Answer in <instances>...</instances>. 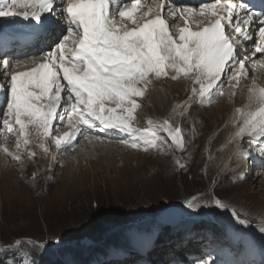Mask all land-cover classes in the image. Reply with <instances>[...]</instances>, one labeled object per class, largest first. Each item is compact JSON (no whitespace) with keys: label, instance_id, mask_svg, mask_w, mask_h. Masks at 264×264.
Returning <instances> with one entry per match:
<instances>
[{"label":"rangeland","instance_id":"rangeland-1","mask_svg":"<svg viewBox=\"0 0 264 264\" xmlns=\"http://www.w3.org/2000/svg\"><path fill=\"white\" fill-rule=\"evenodd\" d=\"M17 17L4 21L0 17V21L10 26ZM179 25L177 21L174 33ZM38 50L31 55L33 61L42 60L44 52ZM33 61L28 64L36 67ZM154 76L146 89L144 83L138 86L144 94L134 97L140 107L132 125L142 131L155 128L165 138L158 141L157 149H134L126 143L132 137L125 132L82 125L83 130L97 133L92 136L95 141L113 143L111 150H85L88 140L82 144L89 133L76 135L70 146L57 147L53 137L73 130L66 122L47 138L38 137L35 127H30V143L17 149L19 126L9 133L0 119V264H183L186 260L216 264L221 254L224 263L247 264V250H255L256 264H264V165L252 170L250 160L240 172L238 166L225 171L214 168L225 161L221 153L226 145L234 144L227 119L244 98L238 96L240 87L234 86L226 97L215 94V86L211 101H202L195 76L190 84L169 75ZM239 83L247 85L246 80ZM6 92L5 88L2 93L6 96ZM5 100L0 117L7 119ZM166 120L180 127L183 150L160 130ZM5 147L21 159L13 160ZM245 150L252 155L261 150L256 154L259 161L264 143L249 138ZM32 151L34 156L29 155ZM217 199L225 207H217ZM209 226L211 232L201 230Z\"/></svg>","mask_w":264,"mask_h":264},{"label":"snow or ice","instance_id":"snow-or-ice-1","mask_svg":"<svg viewBox=\"0 0 264 264\" xmlns=\"http://www.w3.org/2000/svg\"><path fill=\"white\" fill-rule=\"evenodd\" d=\"M53 4L54 0H34L32 4L22 0H3L0 17L23 15L24 19H29L27 11L20 13L16 9L31 7L36 9L31 19L43 23L41 14L53 13ZM141 4L142 0H61L58 6L60 21L64 22L66 30L59 21L46 18L50 29L53 32L59 29L62 34L55 50L47 51L41 58L43 62L31 71L13 72L9 69V62L0 59V65L6 70L7 82L0 83V89H7L5 106L8 116L0 119H3V126L9 133L19 126L17 149L30 143V127H35L38 137L47 138L52 135L54 122L59 125L66 122L73 129L71 133L53 137L57 147L65 143L71 145L72 137L80 134L82 125L89 129L102 127L125 132L132 137L126 143L134 149H157L160 146L158 141L165 138L155 128L142 131L132 125L134 113L140 107L134 97L144 94V89L137 85L144 83L146 89L150 74L154 73L159 78L168 75L170 70L177 73L171 77L175 80L181 73L187 77L195 72V83L201 85L197 94L202 101L204 98L211 101L212 90L222 76L229 86L231 81L239 83L241 76L247 78L244 63L247 56L239 57L222 24L226 21L233 33L243 40H252V33L242 30L241 25H250L256 14L249 13L244 4L213 0L198 9L191 6L166 8L165 0H159L155 18L137 24L134 13ZM151 12L149 8L145 15ZM233 12L237 14L235 20ZM185 13L188 17L207 15L219 18L214 23L210 20L199 31L184 27L174 34L165 16L179 15L187 25ZM221 13H226V16ZM258 19L259 43H253L251 47L254 53L264 54V14H260ZM125 21H131L136 27L129 28ZM252 66L255 67V63ZM260 66L264 67V59L260 60ZM223 87L216 88L215 94L222 95ZM45 100L47 104H42L41 101ZM250 100L257 106L254 111L245 114L237 109L244 117L238 136L246 132L264 135V88L250 90ZM62 102L64 110L58 115ZM106 102L115 104V107H106ZM121 110L124 114H118ZM148 123L151 125L152 121ZM160 130L167 133V138L177 149H184L180 127H173L166 120L160 125ZM3 151L13 160L21 159L6 147ZM44 151L48 149L44 147ZM29 155L34 156L35 153ZM215 205L225 207L219 199L215 200Z\"/></svg>","mask_w":264,"mask_h":264},{"label":"bare ground","instance_id":"bare-ground-1","mask_svg":"<svg viewBox=\"0 0 264 264\" xmlns=\"http://www.w3.org/2000/svg\"><path fill=\"white\" fill-rule=\"evenodd\" d=\"M55 1H57L58 5L54 7V10L53 12L56 14V19L57 21H59L61 23V25H64V22L63 21H60V9H59V5L61 4V0H54V3ZM221 1V0H220ZM225 1V0H224ZM3 0H0V4H2ZM10 2V0H9ZM22 2H27L28 4H32L34 2V0H22ZM213 2V0H204L203 3H211ZM158 3H159V0H142V4H141V7L140 9L134 13V18L136 20V23L139 24V23H143L145 20L147 19H152V18H155V15H156V12L158 11ZM175 3L180 5V6H191V7H195L196 6V3L195 1L193 0H175ZM54 5V4H53ZM165 5H166V8H172L173 5H170V3H168V0H165ZM66 7V4L64 5ZM149 8L152 9V12L149 14V15H145V13L148 12ZM17 11H19L20 13H23L25 11H27L29 13V19H22L23 18V15H20V17H17V18H14V21H12V24L9 26V23L10 22H7V23H3L0 21V51L2 48H5L4 50H2L3 52H0L1 54V57L0 59H3V60H7L9 62V68H13V67H16L17 70H21V72H24L26 71V69H32L34 67V65L32 64H28V62L31 60V62L35 59H33V57H31V55L33 56V53L35 51H39L38 49H42L44 52V55L47 51L49 50H55V46L56 44L58 43V32H59V29H57L55 32H53L51 29H50V26L47 22V17H51L53 20H55V18L49 14V13H42V20L44 21L43 23H40V22H37L33 19H31V15H32V12L35 11L36 9L34 8H31V7H28V8H25V7H19L16 9ZM222 14V13H221ZM59 15V17H58ZM163 15V14H162ZM223 15H225V13H223ZM226 16V15H225ZM185 17L188 19V24L186 25L185 22H181V19L177 16L176 17H173L171 15H167L165 16L166 20H167V23L169 24L170 26V30L174 33L175 32V23L178 21L180 22L181 25H179V29H178V33H179V30L181 28H184V27H189L192 31H199L201 30L203 27L207 26L209 24V21L211 20V22H214L215 19H218L219 16H212V17H209V16H195V17H188L187 16V13L185 14ZM10 18V17H9ZM4 19H7V17H2V20L4 21ZM117 19H119L117 17ZM22 22V23H21ZM125 23L127 24V26L129 28H133V27H136V24L132 23L131 21H125ZM65 27V30H66V25H64ZM8 32H11V33H14L15 38H10V36L8 35ZM45 32V33H44ZM178 33H174V34H178ZM60 37V36H59ZM29 38V40L27 39ZM31 39V40H30ZM23 41L24 43H27V44H31L33 46H36L35 48L31 49L29 48L28 49H25V48H22L24 46H22L20 44V42ZM10 49H14V51L10 50ZM27 54V55H26ZM26 55V56H24ZM43 55V56H44ZM30 56V57H29ZM252 59V63H255V67L254 70H252V73L251 71H246L247 74H250L251 75V78L253 77L254 79H252L253 83H254V87L255 89L258 91L260 88H264V67L260 66V60L261 59H264V54H261V53H254V51L251 52V54H249L247 56V59ZM30 62V63H31ZM37 64L39 62H43L42 60H36ZM26 64V65H25ZM37 66V65H35ZM0 67H2V65H0ZM4 69V68H3ZM247 69V68H246ZM245 69V70H246ZM2 70H0V83H5L6 82V79H5V72L6 70L4 69L3 72H1ZM153 75H155L154 73L153 74H150L148 79L149 78H152ZM168 75L170 77H172L173 75H177V73L173 72V71H168ZM179 76H182L183 78H180ZM178 78L179 79H183L184 82L187 81V83H192L193 81V77L196 76L195 72H193L192 76H187L185 77L182 73L179 74ZM155 77V76H154ZM164 77V76H163ZM177 78V79H178ZM156 79V78H155ZM242 79H246L244 76H241L239 82L242 80ZM152 80V79H151ZM150 81V79L148 80ZM179 81V80H178ZM243 81V80H242ZM66 83V82H65ZM141 84V83H140ZM138 84L137 87L140 85ZM180 84V83H179ZM237 81H231V84L230 86L229 85H226L227 89H226V92L224 91V94H222V96H226V97H229V94L230 92L233 93V88L234 86L237 87ZM241 84V83H240ZM246 84V83H245ZM248 84L250 83H247V85L245 86H240L239 88V91H238V96L239 97H243V100L240 99L239 100V103H236L235 106L237 109H241L243 108L245 105H246V101H247V106L248 107H245L247 108L244 112L245 114H247L249 111H254L256 109V104L250 100V91H249V86ZM145 85V84H144ZM147 85H149V83H147ZM146 85V86H147ZM220 85H224L225 86V78L222 76V79L220 82L217 83L216 87H219ZM243 85V84H242ZM141 86V85H140ZM263 86V87H262ZM141 88V87H139ZM145 88V87H144ZM254 89V88H253ZM4 89H0V108L1 106L3 105L4 103V100H5V93H2ZM216 90V89H215ZM158 94V93H157ZM239 94H242V95H239ZM160 96V94H158ZM157 96V97H159ZM231 96V94H230ZM231 99V98H230ZM138 103L139 101L137 99H135ZM242 101V103H241ZM221 102V101H220ZM158 104H160L158 102ZM202 104V103H201ZM244 104V105H242ZM115 105V104H114ZM106 107H111L110 104L106 103L105 105ZM196 105H193V106H190L188 109H189V112L191 110L194 109ZM240 106V107H239ZM112 107H115V106H112ZM159 107V106H158ZM228 108V107H227ZM234 108V107H233ZM217 111L218 107L217 108H212L210 110H215ZM221 109V107L219 108ZM235 109V108H234ZM232 109V112L231 114H228V119L227 121L230 123L229 126H230V131L232 133V141L234 142V144H230L228 143L226 145V149L225 151L223 150L222 151V158H225L224 162L220 165L218 164L216 167H214L215 169H217V167H220L221 169H225V170H228V169H231L233 168V166H238V172L242 171L244 169V167H246V163L250 160H253L254 163H253V166H252V170H256L257 171V168L259 167V165L263 164L264 165V155H262L261 159L259 161H257V153L258 151H261V150H257L256 151V154L254 153L252 155V152H249V151H246L245 150V145H246V142L248 141L249 138L251 139H256L257 141H261V140H264V135H261L260 133H252L251 135H249L247 132L243 135V136H238L237 133L239 132L240 128L242 127L243 125V120H244V117L242 116L241 119H240V113L237 112V109ZM63 110H64V105H63V102H62V105L61 107L57 110V114L60 115L63 113ZM224 110V109H223ZM234 110V111H233ZM242 110V109H241ZM219 111V110H218ZM225 111V110H224ZM207 112V111H206ZM190 114V113H189ZM135 115V114H134ZM214 115V114H213ZM217 115V114H216ZM211 118V117H210ZM74 121H75V117L73 118ZM205 119V118H204ZM196 121V120H195ZM206 121V120H205ZM218 121V120H217ZM191 122V121H190ZM199 122V121H198ZM132 124H135V123H132ZM59 125L57 122H54L53 124V129ZM193 125H194V122H193ZM221 125V124H220ZM139 126V125H138ZM71 129V126L69 127ZM102 128V127H101ZM196 128L198 129L199 128V125L197 124ZM212 129V128H211ZM200 130V129H199ZM73 130H70L69 132L71 133ZM95 131V129H94ZM111 131V130H110ZM227 131H228V128H227ZM97 132V130L95 131ZM229 132V131H228ZM90 134L91 136L90 137H87L86 140H84V144H82V147H84L86 144H87V140L89 143L84 147L85 150L89 147H92V148H96V147H100V148H109L110 147H113L114 144L111 143V142H107V141H102L101 143L100 142H97V140L95 141V139H93L92 136H95L97 135V133H93V131H89V130H83L81 128V132L80 134L78 135H85L86 134ZM224 133V132H223ZM226 133V132H225ZM5 134V133H4ZM95 134V135H94ZM114 136H118L119 133H117L116 131H112V133H110ZM109 134V135H110ZM206 134V133H205ZM221 134V133H220ZM219 134V135H220ZM6 135V134H5ZM101 136V135H100ZM115 137V138H117ZM221 137V136H220ZM3 138V137H2ZM11 138V137H10ZM100 138V137H99ZM190 138V137H189ZM9 139V138H8ZM77 139L76 136H73L72 137V144L75 142V140ZM2 141V140H1ZM101 141V140H100ZM197 141V140H196ZM94 142H96L98 144H95ZM203 142V141H202ZM232 142V143H233ZM4 143V142H3ZM6 143V142H5ZM198 143V142H197ZM71 144V145H72ZM199 144V143H198ZM263 144V143H261ZM63 145V144H62ZM65 145L67 146H70L68 145L67 143H65ZM200 145V144H199ZM6 146V145H5ZM66 146V148H67ZM88 146V147H87ZM3 147V146H2ZM63 148V147H62ZM83 148V149H84ZM8 149V147H7ZM59 149V148H58ZM34 150V149H33ZM56 150V149H55ZM107 150V151H109ZM114 150V153L117 152L116 149H112ZM254 150V149H253ZM59 151V150H57ZM35 153V151H32ZM123 150H122V155L123 154ZM118 153V152H117ZM244 154V155H241V154ZM259 155V154H258ZM57 157V156H56ZM260 157V156H259ZM53 160V159H52ZM222 160V159H221ZM223 161V160H222ZM57 163V162H56ZM249 163V162H248ZM224 170V171H225ZM211 172H213V170H211ZM10 173V171H9ZM219 173V176L221 175V171L218 172ZM24 175V174H23ZM262 175L260 176H257L258 178L256 179V182L259 181V178L261 177ZM25 190V189H24ZM22 191V189H21ZM238 221V220H237ZM247 243V241H246ZM247 247V246H246ZM249 251V252H248ZM248 252V259L250 261V264H254L256 260H258V256H257V252L255 250H247ZM185 258L187 259V255H185ZM258 258V259H257ZM174 261V259H173ZM172 263H175L173 262ZM187 261L189 260H186V262H184L183 264H187ZM169 264V263H167ZM176 264V263H175Z\"/></svg>","mask_w":264,"mask_h":264},{"label":"trees","instance_id":"trees-1","mask_svg":"<svg viewBox=\"0 0 264 264\" xmlns=\"http://www.w3.org/2000/svg\"><path fill=\"white\" fill-rule=\"evenodd\" d=\"M201 230H203L204 232H205V231H207V232H211L212 227H211V226H209V227H205V228H203V229H201ZM215 235H216V234H215ZM221 236H222V235H221ZM166 237L170 238L168 235H166Z\"/></svg>","mask_w":264,"mask_h":264}]
</instances>
